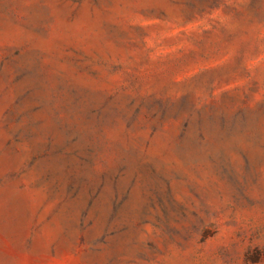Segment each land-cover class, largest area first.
Listing matches in <instances>:
<instances>
[{
	"label": "rangeland",
	"instance_id": "374dc122",
	"mask_svg": "<svg viewBox=\"0 0 264 264\" xmlns=\"http://www.w3.org/2000/svg\"><path fill=\"white\" fill-rule=\"evenodd\" d=\"M0 264H264V0H0Z\"/></svg>",
	"mask_w": 264,
	"mask_h": 264
}]
</instances>
